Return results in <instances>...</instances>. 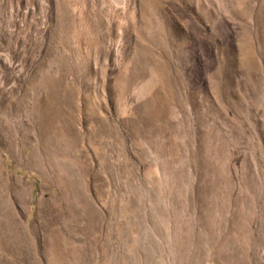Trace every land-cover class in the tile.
<instances>
[{
	"label": "rangeland",
	"instance_id": "374dc122",
	"mask_svg": "<svg viewBox=\"0 0 264 264\" xmlns=\"http://www.w3.org/2000/svg\"><path fill=\"white\" fill-rule=\"evenodd\" d=\"M0 264H264V0H0Z\"/></svg>",
	"mask_w": 264,
	"mask_h": 264
}]
</instances>
